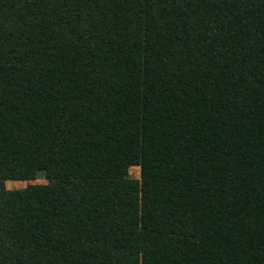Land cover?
<instances>
[{"label":"trees","instance_id":"obj_1","mask_svg":"<svg viewBox=\"0 0 264 264\" xmlns=\"http://www.w3.org/2000/svg\"><path fill=\"white\" fill-rule=\"evenodd\" d=\"M0 264H264V0H0Z\"/></svg>","mask_w":264,"mask_h":264},{"label":"rangeland","instance_id":"obj_2","mask_svg":"<svg viewBox=\"0 0 264 264\" xmlns=\"http://www.w3.org/2000/svg\"><path fill=\"white\" fill-rule=\"evenodd\" d=\"M129 174L132 178L135 179H139L140 178V169L139 167L133 166L129 169ZM46 181L44 180V178L42 176L38 177L37 180L34 181H7L5 183L6 188L10 189V190H14V189H21V188H25L30 184H43Z\"/></svg>","mask_w":264,"mask_h":264}]
</instances>
